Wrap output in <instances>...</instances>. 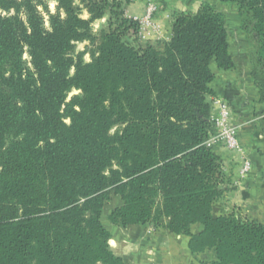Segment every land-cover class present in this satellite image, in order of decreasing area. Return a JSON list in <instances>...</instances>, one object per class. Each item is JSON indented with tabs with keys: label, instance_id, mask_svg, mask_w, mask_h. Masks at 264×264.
<instances>
[{
	"label": "trees",
	"instance_id": "16d2710c",
	"mask_svg": "<svg viewBox=\"0 0 264 264\" xmlns=\"http://www.w3.org/2000/svg\"><path fill=\"white\" fill-rule=\"evenodd\" d=\"M216 1L236 7L264 97V0ZM56 3L49 14L41 0H0V264H124L102 224L112 196V227L187 237L192 255L215 251L210 264H264L263 224L212 214L211 64L234 68L224 14L174 12L169 41L152 42L118 0Z\"/></svg>",
	"mask_w": 264,
	"mask_h": 264
},
{
	"label": "crops",
	"instance_id": "0c3cea01",
	"mask_svg": "<svg viewBox=\"0 0 264 264\" xmlns=\"http://www.w3.org/2000/svg\"><path fill=\"white\" fill-rule=\"evenodd\" d=\"M148 3L157 7L154 19L166 42L171 37V14L174 12H196L202 3H209L224 14L229 55L234 68L222 71L215 63L211 64L214 79L210 84L213 96L208 98L210 118L218 117L216 102L229 105L231 122L237 128L238 141L251 162V170L240 178V155L227 151L221 145L211 149L220 160V187L223 192L213 204L212 214L214 217L241 216L264 225V97L254 85L249 62L251 48L240 30L236 7L216 0H123L121 8L127 18H139ZM107 230L116 243L115 248L119 246L120 254L117 256L123 259L124 264H210L216 260L213 249L192 255L188 250L187 237L151 226L119 229L109 225ZM201 230L200 225L191 227L192 234ZM112 231L121 232V236L113 238Z\"/></svg>",
	"mask_w": 264,
	"mask_h": 264
},
{
	"label": "built area",
	"instance_id": "2783aa9c",
	"mask_svg": "<svg viewBox=\"0 0 264 264\" xmlns=\"http://www.w3.org/2000/svg\"><path fill=\"white\" fill-rule=\"evenodd\" d=\"M157 7L154 3H148L144 14L139 18H129L136 22L138 31L135 36L140 41H164L159 25L154 19ZM134 38V39H135ZM218 117L211 119L213 134L206 142V147L212 149L216 145L223 146L227 151L240 155V178L245 177L251 170V162L243 153L237 137V128L231 122L230 107L226 103L216 102Z\"/></svg>",
	"mask_w": 264,
	"mask_h": 264
},
{
	"label": "rangeland",
	"instance_id": "374dc122",
	"mask_svg": "<svg viewBox=\"0 0 264 264\" xmlns=\"http://www.w3.org/2000/svg\"><path fill=\"white\" fill-rule=\"evenodd\" d=\"M44 4H46V6L48 7V11H49V14H56L57 13V9H56V6H57V3H56V0H41ZM119 2H122L123 0H118ZM37 10L39 11L40 13V16L43 18V28L46 30V31H49V23H48V15L47 13L40 7L38 6L37 7ZM3 16H12L13 13L11 12L10 14H6V13H2ZM61 15L63 16V14L61 13ZM81 17L83 19H87L88 18V15L86 14V12H82L81 14ZM20 18L25 21L26 20V17H25V14L22 12L21 15H20ZM104 23V20L102 21H98V22H95L93 25H92V28H93V31L94 32H97L101 26V24ZM87 45V43H83V44H77L76 46V51H82L84 49V47ZM23 60L29 62V57L27 55V49H25L24 51V55H23ZM85 62H88L89 61V58L88 56H85L84 58ZM70 74H73V71L70 72ZM77 92H74L72 91V93H70L69 96H72L73 94H76ZM121 205V201L119 199V197H115V196H112L110 202H108L106 205H105V208L103 210V215H102V224L104 225V227L107 229L109 228V224L107 222V219L106 217L108 216V214L113 210L115 209L116 207L120 206ZM121 229V228H119ZM162 230V229H160ZM113 233V238L114 236H121V232L119 231H112ZM112 237V235H111ZM116 246V243L114 242V240H110L109 241V247L110 249L112 250V252L116 255L120 254V250H119V246L117 245V249L115 248ZM128 251V248L125 249V252Z\"/></svg>",
	"mask_w": 264,
	"mask_h": 264
}]
</instances>
